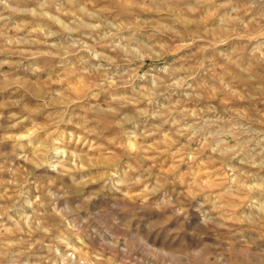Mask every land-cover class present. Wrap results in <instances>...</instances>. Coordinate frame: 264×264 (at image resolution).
<instances>
[{
  "label": "rangeland",
  "instance_id": "rangeland-1",
  "mask_svg": "<svg viewBox=\"0 0 264 264\" xmlns=\"http://www.w3.org/2000/svg\"><path fill=\"white\" fill-rule=\"evenodd\" d=\"M0 264H264V0H0Z\"/></svg>",
  "mask_w": 264,
  "mask_h": 264
}]
</instances>
